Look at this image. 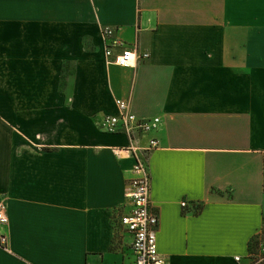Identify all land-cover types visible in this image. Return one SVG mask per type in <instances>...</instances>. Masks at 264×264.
<instances>
[{
	"label": "crops",
	"instance_id": "crops-1",
	"mask_svg": "<svg viewBox=\"0 0 264 264\" xmlns=\"http://www.w3.org/2000/svg\"><path fill=\"white\" fill-rule=\"evenodd\" d=\"M105 26L149 57L108 63ZM117 98L161 118L134 141L158 140L160 253L260 264L264 0H0V264H134L118 217L135 158L115 152L131 140L102 128Z\"/></svg>",
	"mask_w": 264,
	"mask_h": 264
},
{
	"label": "built area",
	"instance_id": "built-area-1",
	"mask_svg": "<svg viewBox=\"0 0 264 264\" xmlns=\"http://www.w3.org/2000/svg\"><path fill=\"white\" fill-rule=\"evenodd\" d=\"M102 34L107 40L105 56L108 63L119 66H134L138 60L149 57L148 52H138L136 47L127 46L120 38H114V29L110 26L102 28ZM118 49V52H115ZM115 57L112 60V57ZM117 113L106 114L102 121V128L110 132H124L130 136L131 143L126 147L115 148L117 154L130 155L135 158L133 176L128 182V209L119 215L118 224L123 226L132 236L134 264H170L162 255L158 247V230L160 216L154 208L151 198L152 176L148 163L149 151L158 145L156 138H151L147 146L134 143L137 135L156 131L161 125V118H142L131 110L128 99L117 98ZM182 205H187L186 201ZM10 218L8 206L0 198V228L8 226ZM0 244H7V236L1 231ZM264 254V242L260 246ZM239 259V258H238ZM258 262H261L260 260Z\"/></svg>",
	"mask_w": 264,
	"mask_h": 264
},
{
	"label": "rangeland",
	"instance_id": "rangeland-1",
	"mask_svg": "<svg viewBox=\"0 0 264 264\" xmlns=\"http://www.w3.org/2000/svg\"><path fill=\"white\" fill-rule=\"evenodd\" d=\"M255 240L262 242L264 240V236L260 234L258 237L255 238ZM250 257L253 261L254 259H259L261 263H264V256H262L260 252V244L256 243L254 245V242H253V251H251Z\"/></svg>",
	"mask_w": 264,
	"mask_h": 264
},
{
	"label": "trees",
	"instance_id": "trees-1",
	"mask_svg": "<svg viewBox=\"0 0 264 264\" xmlns=\"http://www.w3.org/2000/svg\"><path fill=\"white\" fill-rule=\"evenodd\" d=\"M260 234H262V235L264 236V227H263L262 231H261L257 236H255V237L251 240V242H250V244H249V251H250V254H251V251H253V242H254V245H255L256 243H258V244H260V246H261V243L264 242V240H263L262 242H260V241H258V240H255V238L258 237ZM260 252H261V251H260ZM261 254H262V256H264L263 253H261ZM257 261H259V259H254L253 262H257ZM260 264H264V263H260Z\"/></svg>",
	"mask_w": 264,
	"mask_h": 264
}]
</instances>
